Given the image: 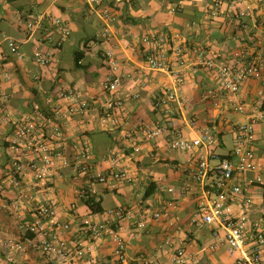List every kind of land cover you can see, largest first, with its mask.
Wrapping results in <instances>:
<instances>
[{"label":"crops","instance_id":"0c3cea01","mask_svg":"<svg viewBox=\"0 0 264 264\" xmlns=\"http://www.w3.org/2000/svg\"><path fill=\"white\" fill-rule=\"evenodd\" d=\"M180 1V7L173 12L172 7ZM226 5L217 11L212 0H101L98 8L110 7L115 17L107 36L106 20L85 0H0V56L11 75L0 95V180L12 168L11 140L16 120L31 113L34 104L50 114L46 104L49 95L67 107L70 102L60 99L59 94L70 86L77 88L92 108L84 117L61 121L66 141L89 142L99 172L124 169L132 178L129 182L97 183L94 196L102 201L104 212L90 214L85 199L76 193V189L87 184L86 179L76 177L71 166L56 162L52 183L40 189L39 194H47L57 202L64 221L78 226L85 217L103 219L108 209L118 206L127 207L133 215L122 222V234L127 241L126 261L119 262L112 242L103 238L93 242L91 260L87 257L75 264L107 261L141 264V256L170 262L179 245L186 249L189 264L233 263L234 257L225 242L210 248L223 239L224 231L192 220L204 197L202 185L190 176L197 152L171 149L166 131L153 140L143 133L144 127L167 126L170 119L186 137H195L200 130L209 129L217 139L213 147L216 157H223L235 146V133L229 123H244L251 115L264 113L261 94L264 88L258 80H249L242 87L248 104L246 112L233 110L224 97L217 106L203 97L205 89L218 86V81L198 64L197 50L205 49L209 56L215 53L225 57L237 48L247 47L264 57V41L258 43L264 21V0L254 17L244 19L231 16ZM55 19H61L62 25L70 30L68 35L57 30ZM29 22L34 23L31 29ZM151 31L169 33L184 49L186 65L180 68L175 64V68L182 70L185 82L180 89L187 103L176 107L179 111L174 116L155 106L163 90L175 83L169 74L151 71L146 66L140 39ZM7 38L19 43V55L10 52ZM39 45L52 53V62L47 66L35 61L34 53ZM110 49L114 50L118 72L123 76L121 90L125 105L117 113L116 122L103 126L99 106L107 96L102 83L113 73L105 56ZM76 53L82 56L78 64ZM35 75L40 76L39 80L34 79ZM190 116L198 118L197 129L187 124ZM60 144L56 142L57 147ZM137 146L141 147L140 151L135 150ZM257 148L262 154L264 125L260 126ZM170 187L174 188L173 192L168 190ZM147 189L152 192L148 197ZM249 195L253 198L249 205L250 218L264 220V186L250 187ZM170 200H177L176 208H168ZM155 211L164 213L160 220L151 217ZM33 217L32 209L22 206L16 189L7 188L0 194V264H53L32 247L14 252L13 261L8 259L4 241H25L31 237V234L23 235L17 223L19 219ZM141 217H147L145 229L138 227ZM78 235L87 236L82 232Z\"/></svg>","mask_w":264,"mask_h":264},{"label":"built area","instance_id":"2783aa9c","mask_svg":"<svg viewBox=\"0 0 264 264\" xmlns=\"http://www.w3.org/2000/svg\"><path fill=\"white\" fill-rule=\"evenodd\" d=\"M94 11L100 14L107 25L105 34L109 36L110 23L115 19L112 9L108 6L98 7L101 0H85ZM262 0H212L216 10H220L226 3L227 11L238 19L254 17ZM181 1L172 7L175 12ZM58 31L68 35L70 30L62 25L61 19H55ZM33 28L34 23H28ZM7 45L12 54L19 55V43L7 38ZM264 41V21L258 43ZM141 53L146 66L151 71H161L174 78V85L163 90L156 99V108L165 110L169 116H174L179 110L176 107L185 106L186 97L180 89L185 79L182 70L175 68V64L182 68L186 65L184 49L176 43L169 33L151 31L140 39ZM57 45L60 41H57ZM198 64L205 67L218 81V86H208L203 97L214 105H220L221 98H225L231 108L237 112H246L248 104L242 94L243 85L249 80H258L264 88V57L252 52L247 47L233 50L227 56L209 52L205 49L197 50ZM107 63L113 73L105 79L102 87L106 99L99 106L101 124L107 126L109 122H116L117 113L125 105L121 85L123 76L118 72V63L113 49L105 53ZM35 61L41 66L52 62V53L41 45L36 47ZM10 73L5 68L3 56H0V95ZM129 76V75H128ZM35 75L34 79L39 80ZM264 95V91H261ZM60 99H67L70 104H64L49 95L46 104L50 108L47 114L39 104L33 105V111L16 120L15 130L11 140L14 153L12 168L6 177L0 180V194L7 188L16 189L22 206L32 209V220L19 219L17 229L23 234H31L25 241L8 239L3 245L10 261L14 260V252L24 251L27 247L40 251L53 264H75L79 260H91L92 244L97 239L108 238L114 246V255L119 262L126 261L127 241L122 234V222L132 211L125 206L108 209L103 219H95L92 215L85 217L75 226L64 221L59 215L57 202L50 196L39 194L40 189L48 188L56 174V162L71 166L76 174L86 179V185L76 189V193L86 199L96 193L97 183L129 182L131 176L124 169L111 170L108 173L97 170V161L89 142L80 143L66 141L62 120L84 117L92 105L82 99L75 87L62 89ZM187 124L198 127V118L190 116ZM235 133V146L225 157H216L213 147L217 142L215 134L209 129L200 130L195 137L182 135L174 126L172 119L167 126L161 124L154 127H144L146 138L153 140L164 131L167 134V144L171 149L183 152H197L196 165L190 169V176L202 185L204 197L199 202L193 215L196 224L213 225L224 231L223 239L210 245L215 249L225 242L228 252L234 257L232 264H264V220L251 219L249 205L253 198L249 195V188L254 185L264 186V148L262 154L258 151L260 126L264 125V113L251 115L244 123H229ZM60 142V147L56 146ZM140 151L141 147H135ZM174 191L173 187L168 189ZM243 206H242V205ZM177 200L168 201V208H176ZM237 205H239L238 208ZM162 211H155L151 217L160 220ZM138 227H147V217H141ZM85 233L81 237L79 233ZM215 236L219 238V233ZM141 264H189V257L183 246H177L170 262H160L153 258L141 256Z\"/></svg>","mask_w":264,"mask_h":264},{"label":"trees","instance_id":"16d2710c","mask_svg":"<svg viewBox=\"0 0 264 264\" xmlns=\"http://www.w3.org/2000/svg\"><path fill=\"white\" fill-rule=\"evenodd\" d=\"M82 56L80 55V53H76V63L78 64L79 61L81 60ZM262 109L264 110V101L262 103ZM227 156V154L225 155ZM223 156V157H225ZM151 191L150 189H147L146 191V196H150L151 195ZM85 202V206L87 207V209L89 210L90 214H96V213H102L104 212V207L102 205V201L101 200H97L96 196H90L89 198H86L84 200ZM102 264H115L113 262L107 261V262H103Z\"/></svg>","mask_w":264,"mask_h":264}]
</instances>
